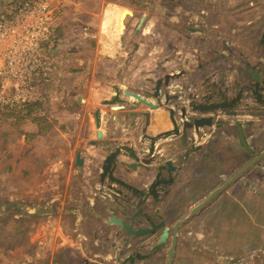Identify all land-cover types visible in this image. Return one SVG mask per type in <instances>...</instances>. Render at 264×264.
<instances>
[{"label": "flooded vegetation", "instance_id": "1", "mask_svg": "<svg viewBox=\"0 0 264 264\" xmlns=\"http://www.w3.org/2000/svg\"><path fill=\"white\" fill-rule=\"evenodd\" d=\"M262 1L259 4L263 6ZM203 12L198 15L200 21L205 18ZM256 25L260 37L249 52L234 53L227 45L220 47L218 40L205 51L206 38L199 36L191 40L185 32L179 45L184 54L179 57L176 52H167L163 59L155 62L158 68L155 76L140 80L138 86L123 87L119 81L102 84L100 78L94 79L99 87L105 85L113 91L99 102L106 108L97 105L86 111L91 101L77 99L81 106L75 113L78 125L68 129H80L83 138L92 116L97 133L85 142L100 149V157L87 159L83 144L74 148L72 143V158L62 160L57 174L58 196L55 198L56 207L63 202L71 204L64 212L68 217L75 219L77 211L84 213V219H89L75 222L69 229L65 228L64 220L61 221L64 227L61 224L59 228L67 235L52 238L51 242L43 237L39 243L52 247L40 255L42 261L34 264H177L179 260L185 263L192 217L181 221L189 214H185L184 209L196 205L195 196L201 195L195 186L190 200H182L188 194L189 182L218 181L221 164L235 159L229 132L238 128L232 117L243 113L264 120V22ZM152 32L157 40L156 32H159ZM203 32L200 25L193 31ZM234 59L238 60L236 66ZM170 62L172 71L166 67ZM188 68L194 69L193 75L188 77L190 80L185 77ZM158 84L160 94L155 97ZM127 92L152 100L156 108L128 96ZM154 110H161L169 126L151 133L148 127ZM120 112L125 115L123 122L118 119ZM96 113L100 117L99 126ZM220 114L225 118H220ZM107 122L125 125L127 138L104 134L102 127L107 126ZM194 123L197 126L183 129L185 124ZM253 123L249 119L251 128ZM175 130H179L178 135H170ZM152 138L156 139L153 153L138 161L130 156L133 152H148ZM250 145L256 152L255 142ZM114 151H118L116 157L107 163ZM45 199L42 198V207ZM91 209L95 212L92 218L87 214Z\"/></svg>", "mask_w": 264, "mask_h": 264}, {"label": "rangeland", "instance_id": "2", "mask_svg": "<svg viewBox=\"0 0 264 264\" xmlns=\"http://www.w3.org/2000/svg\"><path fill=\"white\" fill-rule=\"evenodd\" d=\"M8 1L0 0V7L7 6ZM104 1L125 3L129 7L127 10L137 17L145 13L148 19L145 28L159 32H156L158 46H155L154 51L158 54L154 57V64H151L153 67H156L155 62L164 58L165 53L177 51L183 38L182 34L187 32L189 26L212 25L210 17L204 18L203 21L196 19V15L201 11H204L202 13L204 15L234 11L230 0ZM244 2L241 0L240 6ZM76 28H79L78 25ZM71 32L80 36L79 31ZM83 36L81 41L83 46L79 55L86 58V61L79 58L74 60L75 64L71 66L81 68L74 76L92 74L90 70L93 64H89V61L95 57L90 50L96 47L91 46L87 39L89 36ZM170 39L177 43L170 42ZM57 43L53 40L46 46L45 51L51 61L60 49ZM170 43L173 46L171 48ZM79 62L81 65L77 66ZM71 66L66 71L73 73ZM155 69L158 71L157 67ZM55 82L53 80V85ZM50 87L51 85L44 90L36 116L35 113L26 116L6 113L0 116V264H34L36 261H42L40 255L46 253V249L52 245H43L39 241L46 237L51 242L52 238L67 235L59 226L63 223L60 221L67 218L64 212L69 210L71 204L63 202L59 204L60 207H56L58 181L51 169L55 145L51 147L49 153L43 154L46 158L43 162L44 160L39 159L42 155L40 143L29 136L23 138L22 132V127L26 123L35 122V119L41 122L42 130L48 131L53 128V120L58 114L54 111L57 87L54 86V89ZM256 123L258 126L253 128L257 129V136L251 141L257 145L256 152H260L264 148V138L263 141H259L264 134V120H257ZM4 126H10L12 131L3 132ZM50 137L53 141V136ZM235 146L232 149L235 159L229 161V165L226 163L220 166V179L189 182L188 194L183 196L182 200L186 198L189 201L190 195L194 193V187L197 186L198 193L201 194L195 196L198 204L256 155V152L250 154V151L238 141ZM26 160L28 162L25 164ZM44 163L45 165H42ZM44 167L45 173L41 174ZM43 197H46L44 207L41 206ZM194 206L188 205L184 209L185 214L190 213V207ZM60 215L66 218L61 219ZM187 255L188 264H264V158L209 202L198 214L192 216L188 228Z\"/></svg>", "mask_w": 264, "mask_h": 264}, {"label": "crops", "instance_id": "3", "mask_svg": "<svg viewBox=\"0 0 264 264\" xmlns=\"http://www.w3.org/2000/svg\"><path fill=\"white\" fill-rule=\"evenodd\" d=\"M240 1L230 0V5L234 8L233 12L221 13L217 10L219 12H213L210 15L206 14L205 19L206 17H210L209 21L211 20L212 26L206 28L203 24V33H193L195 26H192L194 28L190 26L188 30H191V32H186L188 34L185 35V33L184 35L190 37L191 40L199 36L204 37V39L206 38L203 42L205 51L207 46L212 45V43L218 40L220 47L227 45L234 50V53L237 51L241 54L249 52L251 48L256 47V39L260 37L256 24H259L261 21L264 22V0H244L245 2L242 6H240ZM260 1H262L263 6L259 4ZM127 8L129 7L125 3L118 1L73 0L58 21L51 42L53 40L57 41L60 49L56 56L53 57V79L50 87L51 89H54V86L57 87V92H55V102H57L54 105V111L58 114L56 119L53 120V128L48 131L40 128L42 125H40L41 122L39 119H35V122L32 123H26L22 127L23 138L29 136V138H35V142L40 143L42 155L39 159L41 161L44 160L43 162H45L46 158H44L43 154L49 153L51 147L55 145V155L52 160L51 169L55 172L54 176L56 177V181L62 160L72 158L74 152V149L70 151L72 143L75 145L74 148L81 147V144H83L84 155L87 159L91 157L96 160L100 157V149L91 147L85 142L86 138L92 139L97 133L96 127L92 122V116H90V128L83 138L80 129H76V131L68 129V127L73 128V126L78 125L75 113L81 106L77 104V99L81 102L85 99L90 100L91 104L85 107L86 111H90L94 106L99 105L102 98L112 95L113 91L110 87L105 85L99 87L98 82L94 79L100 78L102 84L119 81L123 87H136L139 85L140 80L155 76V71H157L155 69L156 67L151 66V64H154L155 55L158 54L154 51L155 46H158L156 45V40H154L155 35L152 29L145 28L148 24L145 13L137 17L133 12L127 10ZM126 10L128 14L123 19V13ZM131 10L133 11V9ZM197 16L196 19L199 20V16ZM77 25L79 28H76ZM71 30H75V32L79 31L80 36H78V33L71 32ZM83 35H86V37L89 36L87 39H89L88 41L91 43V46L96 47L90 50V53L95 57L89 61V64H93L90 70L92 74L90 76H74L81 69L71 66L75 64L74 60L79 58L81 61H86V58L79 55L83 46L81 43L84 37ZM171 47H173L172 43L169 44V48ZM176 50V54L179 57L184 54V49L180 46ZM236 60L234 59L233 63L235 66L238 63V60ZM76 65L81 64L79 62ZM69 66L72 67L71 70L73 73L66 71ZM166 67L168 71H172L171 62L166 64ZM193 70L188 68L185 77H191ZM89 78L91 79L90 82L87 81ZM53 80L54 82L56 81L54 85ZM99 107L106 108L103 105H99ZM118 116L120 122H123L125 117L124 112H120ZM151 118L152 121L148 127V131L151 133H156L159 129L169 126V123L163 120L164 117L161 110H154ZM220 118H225V116L221 115ZM232 118L240 122L247 142L252 144L251 139L257 136V129L251 128L248 121L251 119L254 122L253 126H258L256 121H259V118H250L243 113L236 114ZM120 124L107 122V126L102 127L104 134L109 133L111 137L117 139L127 138L123 130L125 125L120 126ZM5 131L10 133L12 129L10 126H4L3 132ZM229 134L235 146V143L238 141L239 130L231 129ZM50 135L53 136V141L50 140ZM262 135V139L259 141H263L264 134ZM48 142H52V144H48ZM239 144L242 145L241 140ZM26 162L28 160L25 161V164ZM229 163L228 161L227 165ZM223 164H226V162ZM42 165H45V163ZM203 165L206 166L207 164ZM43 170L41 174L45 173V167ZM74 214L75 219L67 216L65 221H63L66 223L65 228L69 229V226L71 227L73 223L89 219L87 217L84 219L83 212L79 214L75 211ZM87 214H90L91 218L95 216V212L92 209L88 210ZM60 218L62 219L64 216L60 215ZM60 218L59 221L61 220ZM187 258L188 255L186 252L185 263L183 260H179L177 264H188Z\"/></svg>", "mask_w": 264, "mask_h": 264}, {"label": "built area", "instance_id": "4", "mask_svg": "<svg viewBox=\"0 0 264 264\" xmlns=\"http://www.w3.org/2000/svg\"><path fill=\"white\" fill-rule=\"evenodd\" d=\"M72 1L9 0L0 7V116L38 114L39 107H30L53 79L45 49Z\"/></svg>", "mask_w": 264, "mask_h": 264}, {"label": "water", "instance_id": "5", "mask_svg": "<svg viewBox=\"0 0 264 264\" xmlns=\"http://www.w3.org/2000/svg\"><path fill=\"white\" fill-rule=\"evenodd\" d=\"M170 77H174V75H171ZM166 78H167V76H166ZM159 90H160V84H158V86H157L156 93L154 94L155 97H157L160 94ZM127 95L132 96L134 98H137L139 101H143V102L149 104L151 107L156 108V104L152 100L145 99L138 93L127 92ZM221 108H223V107H221ZM96 119H97V125L99 126L100 125V123H99L100 117H99L98 113H96ZM189 119H190V117H189ZM235 123L238 127V130H239V138L241 140L242 145L248 151H250L252 153L255 152V149L247 142V139L245 137V134H244V131H243V128H242V125L240 124V122L238 120H236ZM194 125L197 126V123L188 124L187 126L185 124L183 129L192 128ZM178 133H179V130H175L174 132L170 133V135H178ZM100 135H101V132H99V136ZM155 142H156V139L152 138L148 152L143 151V154H137V153L133 152L130 154V156L133 157L137 161L140 159H144V158H142V157H144V155L149 156L151 153H153V151L155 149ZM117 152L118 151H116V152L114 151L111 153V155L107 159V163H110L113 160V158L116 157ZM141 155H143V156H141ZM263 158H264V148L257 155H255L251 160H249L246 164H244L239 170H237L234 174H232L223 184H221L220 186L215 188L201 202H199L197 205H195L192 208L191 212L188 214V216L185 217L181 222H184L187 219H189L190 217L198 214L209 202H211L214 198H216L218 195H220L232 183H234L235 181H237L238 179L243 177L254 165L259 163ZM107 167H108V164L104 167V169L106 170ZM116 222L121 223L119 220H117ZM128 229L130 231H133L129 227H128ZM171 256H172V253H171Z\"/></svg>", "mask_w": 264, "mask_h": 264}, {"label": "trees", "instance_id": "6", "mask_svg": "<svg viewBox=\"0 0 264 264\" xmlns=\"http://www.w3.org/2000/svg\"><path fill=\"white\" fill-rule=\"evenodd\" d=\"M41 105V102L35 103L30 107V110H34L36 107H39ZM31 114V113H30Z\"/></svg>", "mask_w": 264, "mask_h": 264}, {"label": "bare ground", "instance_id": "7", "mask_svg": "<svg viewBox=\"0 0 264 264\" xmlns=\"http://www.w3.org/2000/svg\"><path fill=\"white\" fill-rule=\"evenodd\" d=\"M128 14V11L126 10L124 13H123V19L125 18V16Z\"/></svg>", "mask_w": 264, "mask_h": 264}]
</instances>
